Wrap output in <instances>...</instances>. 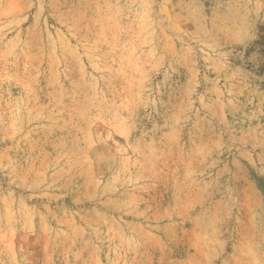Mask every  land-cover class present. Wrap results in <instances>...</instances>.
<instances>
[{
	"label": "rangeland",
	"instance_id": "1",
	"mask_svg": "<svg viewBox=\"0 0 264 264\" xmlns=\"http://www.w3.org/2000/svg\"><path fill=\"white\" fill-rule=\"evenodd\" d=\"M0 264H264V0H0Z\"/></svg>",
	"mask_w": 264,
	"mask_h": 264
}]
</instances>
